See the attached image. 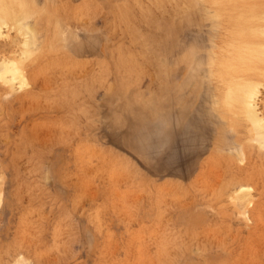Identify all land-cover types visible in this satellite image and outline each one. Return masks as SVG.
I'll list each match as a JSON object with an SVG mask.
<instances>
[{"label": "rangeland", "instance_id": "obj_1", "mask_svg": "<svg viewBox=\"0 0 264 264\" xmlns=\"http://www.w3.org/2000/svg\"><path fill=\"white\" fill-rule=\"evenodd\" d=\"M237 1L225 20L264 6ZM192 2L29 0L43 28L34 104L0 84V264H264V149L237 105L209 109L225 82L264 86V64L208 79L225 31Z\"/></svg>", "mask_w": 264, "mask_h": 264}, {"label": "bare ground", "instance_id": "obj_2", "mask_svg": "<svg viewBox=\"0 0 264 264\" xmlns=\"http://www.w3.org/2000/svg\"><path fill=\"white\" fill-rule=\"evenodd\" d=\"M199 1L201 8H197L198 0L197 2L196 0H193L192 2L193 8H195V13H197L196 17L198 18L199 22L204 21L203 23H205V21H209L210 22L209 24L212 27L214 28L220 27L221 32L223 30L225 31L223 34L220 35L218 34L219 36L214 34L215 36H212V39H210L209 41L210 42L209 48L207 46L205 50V53L207 52V56H205L206 58L203 60L202 64L206 63V67H207L206 72L208 79L214 78L217 84L219 82L218 77L220 76V74L222 75L221 71L224 70L222 66L225 64H227L229 68L230 67L234 68L237 67V65L240 66L245 65V63L250 59L256 61L257 63L255 64H259L260 66L261 64H264V25H263L264 23H262V21L264 22V17L262 18V16L264 15V6L258 4L259 7L254 8L257 6L256 4L253 5L254 7H252L253 9L251 10L248 9L247 11H245L246 10L245 9L244 12H240V13L238 12L236 15L231 16L230 20L228 19L230 23L229 26L228 20H225L222 11V9L224 8L223 6L225 4L224 3L225 0L208 1V4L209 2H211L213 5H217L220 9L218 7L217 8L213 7V5H208L209 9L208 7L205 8L204 5H206V2H204V0H199ZM38 21L39 23H41L40 18L37 16L35 17V12L32 9V5L29 3V0H0V84L7 86L6 88V90H8L7 95L8 96L11 95V97H14L15 102L18 101L21 105H24L25 102L27 101H32L33 104L35 102V80H38V78L35 79V75L37 74L35 73V62H36L35 56L37 55L36 53L38 51H43L41 48L43 42V40H41L43 39L41 36V30H43V28H42V23H41V27L38 25ZM58 25L59 24H57V26ZM60 25H61L60 27L62 28L63 24L60 23ZM227 26L232 27V30L229 28L230 31L228 32ZM65 29L68 32L67 30L68 28L64 26L62 30L65 31ZM11 32H13L15 35L14 38L12 37L13 40L8 39ZM57 32L58 30L55 33ZM63 33L69 36V34H67L66 32ZM63 33L62 35H64V37H62L63 38L62 43L63 41L66 42L67 39L70 38ZM64 38H66V41L64 40ZM57 39L59 40L60 38H56L55 41ZM57 44H60V40L59 43ZM63 45L65 46L64 43ZM199 47L200 48H198L197 52L201 50L204 51V48L206 46L199 45ZM54 48L56 49V47ZM12 49L15 50L11 51ZM229 49L233 53L237 51L236 53L238 55L235 54L236 56L234 55V57L228 58L226 54L229 52ZM76 52L78 53V51ZM230 53L228 55H230ZM198 61L200 62V60ZM43 64L44 63L39 64L38 67L39 70H37L36 72L39 73L42 70H44L42 69ZM194 64L198 67L196 63ZM262 71L264 73V68ZM188 76L183 79L184 80L183 86L187 85V82L191 77V75ZM262 78L264 80V76ZM45 84L46 83H44V85ZM45 87L46 86H44V88ZM263 87L264 86L260 82H252L248 80L245 82L238 83V80L235 81L231 80L229 82H225L224 87L215 88V89L212 88V96H210L211 104L209 105L211 107L209 109H211L212 112L216 111V113L217 110H220L221 112L225 113L227 109L233 108L235 105H237V107L241 110L243 114V118L245 119V121L249 123V127L254 135L253 141L259 145V149L261 150L264 149V117H262L261 112H259V108L260 109L262 108L259 97L262 94ZM2 92L7 93L6 91H2ZM7 95L4 96H6L7 98ZM33 104L32 106L34 109ZM234 108L232 110H237ZM232 113L233 112H231V114ZM240 146L241 145H239V147L237 146L238 147L237 151H238V155L241 157L242 149H240ZM248 192L249 191L246 189H241L238 195L239 197L245 198L249 194ZM1 205H2V194L0 190V208Z\"/></svg>", "mask_w": 264, "mask_h": 264}]
</instances>
